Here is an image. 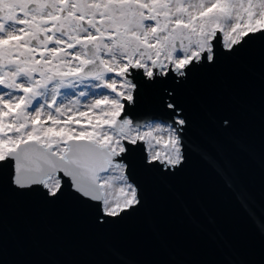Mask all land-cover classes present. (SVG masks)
<instances>
[{"label": "snow or ice", "instance_id": "6c2138e0", "mask_svg": "<svg viewBox=\"0 0 264 264\" xmlns=\"http://www.w3.org/2000/svg\"><path fill=\"white\" fill-rule=\"evenodd\" d=\"M247 78L264 82V0H0V225L36 198L103 236L144 213L149 188L191 154L233 183L193 133L234 126L199 98L206 84ZM241 207L264 236L243 194ZM108 255L97 264H130L115 244ZM209 264L257 262L222 241Z\"/></svg>", "mask_w": 264, "mask_h": 264}, {"label": "water", "instance_id": "95a60500", "mask_svg": "<svg viewBox=\"0 0 264 264\" xmlns=\"http://www.w3.org/2000/svg\"><path fill=\"white\" fill-rule=\"evenodd\" d=\"M199 98L210 110L223 106L234 116L227 132L205 120L193 133L227 165L233 183L226 185L217 174L219 164L210 167L191 154L170 182L149 188L144 213L103 236L66 203L44 207L33 198L24 206L10 205L0 225V264H97L110 259V244L120 247L130 264H209L219 258L222 241L258 264L264 236L241 203L243 194L264 216V82L214 79ZM233 99L239 101L235 107Z\"/></svg>", "mask_w": 264, "mask_h": 264}]
</instances>
